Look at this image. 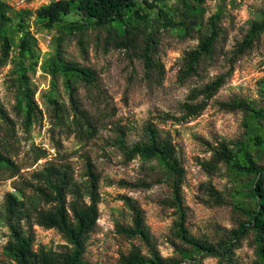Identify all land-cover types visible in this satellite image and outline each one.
I'll return each mask as SVG.
<instances>
[{"label": "rangeland", "instance_id": "1", "mask_svg": "<svg viewBox=\"0 0 264 264\" xmlns=\"http://www.w3.org/2000/svg\"><path fill=\"white\" fill-rule=\"evenodd\" d=\"M37 7L28 6L32 11ZM160 9L166 18H159ZM263 11L264 0H160L157 9L149 10L148 20L134 19L128 26L97 27L83 22L74 26L69 24L75 20L70 17L50 30L32 16L28 25L37 46L31 56H21L22 33L14 22L8 31L13 43L10 58L0 64V103L14 120L17 159L25 165L24 175L43 165L45 160L29 168L35 150L42 149L48 151V159L55 158L59 151L71 154L78 178L84 173L82 155L89 153L102 176L100 219L88 239L85 255L88 264H120L121 256L135 248L148 253L140 239H129L117 232V224H132L131 211L120 195L139 203L154 243L171 264H258L253 231L241 239L230 258L198 254L175 239L172 228L176 216L168 205L171 189L167 171L158 159L125 162L114 140L118 135L116 126L125 127L127 144L133 147L147 141L146 127L154 123L162 139L173 141L183 162L186 171L183 195L191 234L213 244L232 240L233 231L248 220L247 212L256 205L251 192L254 176L237 174L227 165L221 166L217 173L207 174L200 161L210 156L204 141L226 140L233 141L236 150L249 149L257 165L264 166V151L254 142L255 137L264 134V119L244 110L229 112L219 105L246 102L264 112V31L251 49L243 54L237 52L238 44L250 34L252 24L261 20ZM214 28L218 37L213 52L200 61L197 75L181 81L185 53L196 48ZM146 54L164 66L163 73L147 64ZM60 59L94 70L96 85L106 97L97 99L98 88L68 77ZM224 75L225 85L200 117L182 123H163L157 119L161 113L181 116L182 105L192 89L202 88ZM69 80L78 87L84 106L101 121L99 136L89 145H82L66 132L64 122L69 120L68 116L61 122L54 115L51 103L54 99L69 108ZM27 84L35 91V101L42 111L28 132L23 126L22 97ZM112 180L146 181L154 185L147 189L121 187ZM11 182H0V209L5 194L13 191ZM206 183H212L221 192L223 205H211L210 196L201 189ZM35 236V250L45 247L60 252L71 248L57 230L35 227ZM8 239L9 230L0 222L1 264H13L4 250Z\"/></svg>", "mask_w": 264, "mask_h": 264}, {"label": "trees", "instance_id": "2", "mask_svg": "<svg viewBox=\"0 0 264 264\" xmlns=\"http://www.w3.org/2000/svg\"><path fill=\"white\" fill-rule=\"evenodd\" d=\"M160 0H64L52 2L36 11L23 9L14 10L10 5L0 0V64H5L10 58L13 43L8 31L14 22L21 29L22 39L19 45L21 56H31L37 46V40L32 35L28 19L32 16L42 24L44 29H53L66 22L67 18L75 20L70 25L85 23L86 26L107 27L114 24L129 25L134 19L148 20L149 10L157 9ZM166 13L160 9L159 18H166ZM264 31V11L261 20L252 24L250 34L237 46L238 54L251 49L260 32ZM218 31L214 28L209 36L201 39L198 46L187 51L184 55L185 68L180 71L179 79L186 80L198 74L200 61L213 52ZM85 51V47H82ZM59 56V55H58ZM62 69L68 77H76L86 86L99 90L97 99L106 97L105 92L97 85L96 72L89 67H82L78 63L60 59ZM148 65L161 73L164 66L156 63L146 54ZM24 79L26 77L24 76ZM71 79V78H69ZM226 76H219L202 88L191 90L187 100L182 105V115L161 113L157 117L161 122L182 123L200 117L209 107L225 85ZM70 105L67 108L58 100L51 101L55 118L63 122L65 116L69 120L66 132L73 135L82 145H89L97 139L100 132V119L91 114L79 97V89L69 80L67 83ZM22 97L25 102L23 126L28 132L42 114L35 101V91L29 84L24 87ZM95 100V99H93ZM220 107L229 112L244 110L251 115L264 119V112L257 111L246 102H222ZM117 137L114 146L124 154L125 162H132L137 158L160 160L170 179L171 199L169 207L174 210L176 219L172 228L175 239L189 245L198 254L222 258L231 257L233 250L239 247L241 239L250 231L254 232L257 245L258 264H264V166H259L249 149L245 147L233 148V141H218L209 143L204 141L208 159L200 161V166L207 174L217 173L221 166L227 165L237 174L254 176L251 192L255 198L254 209L247 212L248 220L239 229L233 231V239L219 244H213L193 236L188 228V213L184 203L183 186L185 182V168L178 156L176 147L171 139H162L159 129L154 123L146 127L147 141L133 147L127 144V130L116 126ZM17 134L14 120L9 116L6 108L0 103V182L12 180L13 191L5 194L0 222L9 230V239L4 246L5 253L13 264H88L85 261L87 243L91 233L100 219V183L102 176L98 171L91 155L83 153L84 173L78 178L71 161V154L59 153L55 158L48 159L46 150L36 149L30 167L45 160L40 168L24 175L25 165L17 159ZM254 142L264 151V134L255 137ZM61 148V144H58ZM121 187L151 188L154 183L146 181L128 182L113 181ZM201 189L211 198V205L221 206L224 199L221 192L212 183H206ZM125 206L131 211L132 224H117V232L129 239L138 238L146 246L148 253L140 249H132L127 255H122L120 264H171L164 258L146 226L145 214L139 203L126 195H120ZM210 204V203H209ZM35 227L45 230H57L71 245L66 251H54L41 247L35 250ZM1 264V263H0ZM177 264V263H176Z\"/></svg>", "mask_w": 264, "mask_h": 264}, {"label": "built area", "instance_id": "3", "mask_svg": "<svg viewBox=\"0 0 264 264\" xmlns=\"http://www.w3.org/2000/svg\"><path fill=\"white\" fill-rule=\"evenodd\" d=\"M2 1L7 3L14 9L16 8L19 10H23V9L30 10L28 8L29 5L33 6L34 4H36L38 5L37 9H39L44 6H49L52 2H58V1H64V0H2Z\"/></svg>", "mask_w": 264, "mask_h": 264}]
</instances>
